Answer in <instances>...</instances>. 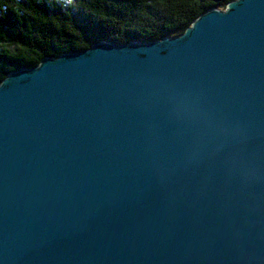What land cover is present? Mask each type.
Returning a JSON list of instances; mask_svg holds the SVG:
<instances>
[{"label": "water", "instance_id": "water-1", "mask_svg": "<svg viewBox=\"0 0 264 264\" xmlns=\"http://www.w3.org/2000/svg\"><path fill=\"white\" fill-rule=\"evenodd\" d=\"M0 264H264V0L8 74Z\"/></svg>", "mask_w": 264, "mask_h": 264}, {"label": "trees", "instance_id": "trees-1", "mask_svg": "<svg viewBox=\"0 0 264 264\" xmlns=\"http://www.w3.org/2000/svg\"><path fill=\"white\" fill-rule=\"evenodd\" d=\"M234 0H0V83L46 57L100 41L177 37L212 8Z\"/></svg>", "mask_w": 264, "mask_h": 264}]
</instances>
